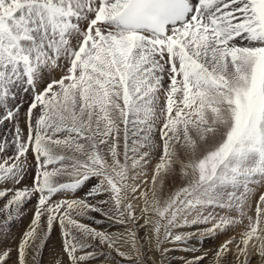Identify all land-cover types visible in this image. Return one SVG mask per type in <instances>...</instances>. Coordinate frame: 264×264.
Instances as JSON below:
<instances>
[{"label": "snow or ice", "instance_id": "snow-or-ice-1", "mask_svg": "<svg viewBox=\"0 0 264 264\" xmlns=\"http://www.w3.org/2000/svg\"><path fill=\"white\" fill-rule=\"evenodd\" d=\"M9 124L0 233L34 211L0 264H38L57 229L51 264H167L229 233L212 264H264V0H0Z\"/></svg>", "mask_w": 264, "mask_h": 264}, {"label": "rangeland", "instance_id": "rangeland-1", "mask_svg": "<svg viewBox=\"0 0 264 264\" xmlns=\"http://www.w3.org/2000/svg\"><path fill=\"white\" fill-rule=\"evenodd\" d=\"M26 107V105H25ZM24 109H22V112ZM23 124V121H21ZM11 135V124L5 126H0V136H10ZM33 169H29L28 178L31 179ZM92 184L88 183L83 191L78 192L77 196H70L69 198H83L91 200L87 197L85 193L91 190ZM63 198V197H61ZM34 211V202L29 203L25 206L24 214L17 220H15L8 231L0 233V250L12 248L15 249V246L19 243V240L22 234L28 229L32 213ZM219 211V210H217ZM95 220H100V224H96L91 220H85V223H91L93 227L101 228L102 230L119 233L123 229L117 225L109 222L106 218H103L99 214L91 213ZM208 227V225H199L197 227H189L184 229L188 232H196L198 229H203ZM228 235H218L213 237H203V238H193L186 247H181L180 250L170 251L167 254L166 260L167 264H183L185 258L191 259L194 256H199L202 254H207L206 259L202 261V264H212V258L221 243L228 238ZM170 247V246H169ZM61 252V235L59 230H55L53 234L48 238V241L41 252V255L38 257V264H51L53 257ZM60 259L66 260V257L63 255L60 256ZM229 261H234V257L230 255L228 257ZM117 264H126V262L119 257H116ZM251 264H258V258L253 257Z\"/></svg>", "mask_w": 264, "mask_h": 264}]
</instances>
